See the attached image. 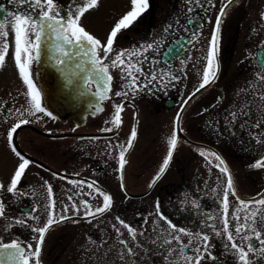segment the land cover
Returning a JSON list of instances; mask_svg holds the SVG:
<instances>
[{
	"label": "flooded vegetation",
	"instance_id": "flooded-vegetation-1",
	"mask_svg": "<svg viewBox=\"0 0 264 264\" xmlns=\"http://www.w3.org/2000/svg\"><path fill=\"white\" fill-rule=\"evenodd\" d=\"M81 2L82 0H55L54 12L58 11L60 17L75 15ZM226 2L227 0H199V3L197 0H149L148 9L130 27L118 33L113 55L104 60L111 81L110 91L103 100L93 95L96 92V81L93 79L86 82V77L92 75V70L87 64V57L80 56L77 49L64 45L73 55L65 57L63 64H57L54 59L58 54L55 51L57 42L51 40L41 52L40 59L33 60L31 64V76L37 80L42 78L44 82H65L62 87L65 88L63 94L62 91L56 93L46 90L49 94L45 96L64 97L69 112L85 113L80 119H67L66 126L69 130L81 132L80 126L85 128L98 120L104 121L111 105V94L117 92H128V95L123 96L117 103L124 105L121 121L124 120V124L129 125L131 131L141 125L144 131L152 132L158 126L160 118L174 113V133L176 116L182 109V135L178 137L168 167L160 179L150 187L169 151V145L165 154L156 152L147 156L144 170L147 173L146 183L142 191L133 194L135 197L126 194L125 189L128 193L130 191L124 178L122 188L120 173L123 177L124 168L122 171L118 170L119 160L116 164L106 165L99 155L101 149L95 145H77L72 148L74 153H85L88 158L85 160L79 157L70 161L71 170L65 173L77 176L74 180L87 187L95 181L96 186L104 193L111 196L115 190H119L133 200L130 217L135 239L131 237L128 244L132 250L131 254L125 246L123 250L117 246L121 251H116L113 261L106 260L104 253H97L98 264H194L199 255L203 256L200 264H239L238 254L231 247L227 232L224 231L223 195L227 187V176L220 172L216 166L219 161L211 153L219 154L223 159L234 182L235 196L229 190L227 216L228 231L233 233L236 242L245 245L249 241L235 234V227L242 224L243 220L233 217H244L251 211L261 209L262 214L258 219L264 221V206L252 203L264 198V167L253 166L264 159V79L261 78L264 75V0H234L226 9L219 36L218 78L203 90L196 92L202 81L205 57L215 22ZM111 5L115 12L121 14L118 21L131 10V0H111L110 5L105 7L106 10ZM0 6L5 11L0 23L9 19V11L32 12L33 15H38L27 4L21 3V0H0ZM86 19L87 11L79 21L84 29ZM169 25L172 27L169 28ZM7 30H10L8 42L12 45L10 23ZM110 31L106 30L99 39L102 43L106 41ZM147 44H151L152 48H142ZM133 48L137 51V56L132 57L133 62L142 72L133 73L137 76L136 86L129 88L130 78H127L121 67H113L111 60L116 52ZM98 52L102 57L103 52ZM52 75L55 76L54 79ZM194 92L196 95L193 96ZM121 125L122 122L119 130ZM152 137L157 140V136ZM134 142L135 140L130 151ZM8 145L13 152L12 141ZM17 145L25 152L23 145ZM88 152L91 154L88 155ZM201 152L205 155H201ZM29 161L31 166H27L18 184L17 194L9 193L8 186L0 178V184L4 185V189L0 190V202H3L5 209L4 214L0 216V243L9 244L15 241L26 247L35 242L36 247V233L33 234L32 226H35L37 221L32 217H38L41 225L42 210L44 214L48 212L46 216L49 214V205H54L51 210L58 215L59 210L67 205V202H64L67 192H64L61 205L57 196L58 188L49 181L46 183L33 167L48 171ZM134 163L132 167L135 176L140 171L137 167L139 162ZM2 165L1 157L0 167ZM115 173L118 185L112 188L116 181ZM49 185L52 188V197H49L47 191ZM45 194L48 196V202L44 198ZM142 199L144 204L137 205V201ZM240 201L245 203L241 204ZM108 210L90 219L96 220ZM25 216H28V220ZM17 220H25L26 223L19 224L16 223ZM169 222L175 225L176 229L185 231L173 230ZM59 224L52 225L45 235L40 256L41 264L45 253L48 254L45 258L53 261L62 254L71 257L72 249L68 251V242L67 245H62L68 237L62 236L63 233L51 238L48 252L44 250L49 232ZM259 226L264 228V223ZM203 235L208 236L209 247L206 251L203 249ZM175 237H179L184 244L179 243ZM250 242L259 247L255 239ZM197 248L201 249L200 253L195 251ZM189 257L193 259L190 261ZM253 259L255 264H264L259 255Z\"/></svg>",
	"mask_w": 264,
	"mask_h": 264
},
{
	"label": "rangeland",
	"instance_id": "rangeland-1",
	"mask_svg": "<svg viewBox=\"0 0 264 264\" xmlns=\"http://www.w3.org/2000/svg\"><path fill=\"white\" fill-rule=\"evenodd\" d=\"M110 1L111 0H99L97 7L87 11L85 30L97 39H100L106 33V30H112L117 23L119 16H121V14L115 12L112 5L106 10L105 7L110 5ZM13 56L14 47L12 44L9 47L5 64L0 68V156L3 161V165L0 167V178L7 186L10 185V180L19 163H21L20 158L10 150L8 145V135L15 124L20 123L22 119H27L29 121V123H27L28 125L34 126L46 133L61 134V132L69 130L67 127L68 124L47 115L45 112H36L34 115L28 114L29 98L26 95L27 86L19 75ZM30 78L36 85L37 89L41 91L37 79L32 77L31 73ZM111 96V105L105 114L104 121H102V119L100 121L98 120L91 126L86 125L85 128L80 126L79 130H82L81 132L90 131L105 133L109 131H103V129L110 128L111 131L115 129L116 126L107 123V121L114 114L113 106L123 97V95L117 96L116 93H112ZM21 113H23V115H21ZM174 116L175 114L172 113L166 117L160 118L158 126L155 127V130L152 132H149L148 130L144 131V128L141 125L137 127L134 146L126 159L123 172L124 182L128 186L130 193L138 194L144 189L147 174L146 171H144L146 157L156 152L165 154L168 147V140L173 135ZM130 134V126L125 125L124 120H122L120 130L113 136L48 138L40 136L33 130L25 127L17 133L16 141L18 144L23 145L22 147L24 151L32 157L56 170L68 172L71 170L70 161L77 160L79 157H82L85 160L88 158L85 153H74L72 151L74 146H98L101 149L99 155L102 161L110 166L117 163L119 152L121 151L119 146H127ZM150 135L157 136V140H154ZM90 154L91 152H88V155ZM134 162H139L137 167L138 171H140L135 176L133 174L134 168L132 167V163L135 165ZM28 166H31V164L29 163ZM33 168L35 172L42 176V179L46 182H51L58 188L57 196L61 205L64 198V192H67L64 198V202H67V205L59 210L60 214L58 215L86 216L88 208L84 206L85 201L88 202L93 211L96 207L101 206L103 202L102 196L87 187L85 184H82L80 181L41 171V169H37L35 166ZM115 178L116 181L114 180L115 184L112 188H116L118 185L117 173H115ZM89 193H92V195H89ZM69 197L72 199H69ZM44 198L46 202H48L47 194L44 195ZM111 198V208L100 218H97L96 220H68L62 222L58 227L50 231L47 237L48 243H46L44 250L48 249L49 244L52 242V240L50 241L51 238L56 237L57 234L63 233L62 236L65 235V237H68L65 239L66 242L62 243V245H67L68 242V251H71L72 249V253L71 257H68V254H62L56 261L45 258V256H48V254L46 255L45 253L44 260L42 259V264H98L96 255L97 253L101 255V252L105 254L106 260L113 261L116 251L123 250L124 245L121 244L120 241L126 240L129 244L130 238L133 237L134 230L130 233L127 228L119 223V221H124V223L132 229L130 217L131 204L133 203L132 198L127 197L119 190H115V193L111 195ZM139 203H142L140 205H143L144 199L138 200L137 205H139ZM73 204L79 209L78 214L76 209L72 207ZM66 207L68 209L67 212L64 211ZM142 209L144 210L143 206ZM142 209H140L142 212L141 214H143ZM45 214L42 210L41 226H43L44 221H46L48 217V214L46 216ZM25 219L28 220V216H25ZM33 234H35V232H33ZM141 234L145 236L144 232ZM36 235L37 233L35 234V238ZM142 235H140V237H143ZM32 248L34 250L35 242L32 243ZM84 251L86 252L85 254L83 253ZM108 264L112 263L110 262Z\"/></svg>",
	"mask_w": 264,
	"mask_h": 264
},
{
	"label": "snow or ice",
	"instance_id": "snow-or-ice-1",
	"mask_svg": "<svg viewBox=\"0 0 264 264\" xmlns=\"http://www.w3.org/2000/svg\"><path fill=\"white\" fill-rule=\"evenodd\" d=\"M191 2V0H189ZM234 2V0H227L224 6L221 8L219 15L217 16L214 30L209 41V47L207 51V56L205 57L206 63L202 72V81L199 84L196 92H199L201 89H204L210 83H213L218 78V46H219V36L221 32L222 18L226 16V9ZM21 3L27 4L30 8L33 9V12H37L38 15H33L32 12L23 13V12H11L7 13L9 18L4 23H0V68H2L6 62V57L9 51V42L8 36L9 32L7 30V25L11 24V30L13 35V47H14V62L19 71V75L23 80L24 84L27 86V97L29 98L28 114L34 115L36 112H45L47 115L51 113L46 112L45 107L42 106L41 102V91L37 89L36 85L33 83L30 78V67L33 60H39L41 52L47 47V44L51 40H55V51L58 53L54 59L57 64H63L65 62V57L72 56L73 53L68 51L64 45H67L70 49H77L80 56L87 57V64L90 65L92 70V75L86 77V82H91L93 79L96 81V92L93 93L99 100H103L106 96L109 89V82L111 81V76L108 75V68L104 65V60L109 59L114 53V43L122 30L127 29L135 22L149 7V0H131V10L128 11L112 28L106 41L102 43L99 39L88 33L84 27L80 24V19L84 13L92 8L98 6L99 0H82L80 6L77 8L75 15L67 14L66 17H60L58 11L54 12L55 9V0H21ZM199 3V0H197ZM3 9H0L2 12ZM172 26L169 25V28ZM167 31V29H166ZM145 50L147 48H152L151 44L142 46ZM98 50L103 52V56L99 54ZM137 56V51L135 48L131 50H120L115 53L114 59L111 60L113 67H121L126 73L127 78H130L129 88L135 87L137 82V76L133 73H141L142 69L136 66V63L133 62L132 57ZM264 79V75L261 77ZM155 79V76H153ZM163 79V77L161 78ZM196 92L193 93V96L196 95ZM117 96H127L128 92H117ZM110 98V97H109ZM191 99V97H189ZM114 114L107 121L109 124L114 126H119L121 124V112L123 111L124 105L122 103H117L113 106ZM99 111V109H97ZM23 115V113H21ZM179 114L177 116V123H179ZM29 121L27 119H22L20 123L15 124L8 135L9 142L12 141L13 134L17 132V129L21 127L22 124H27ZM103 131H111L110 128L103 129ZM136 130L132 129L130 138L128 140L127 146L120 145L121 151L119 152V171H122L125 161V152L127 148L132 146V141L136 138ZM177 134L174 132L173 135L168 140L169 151L163 161V164L160 167L159 173L156 177L153 178V181L150 183V187L155 183L156 180H159L161 174L168 167L169 161L172 158L173 151L177 146ZM13 152L20 158L21 163H19L17 169L15 170L11 180L10 185L7 188V191L12 194H17L18 184L29 165L30 161L25 159L19 152L16 151L15 146L12 148ZM201 155H205L204 152H201ZM215 156L216 160L219 161V164L216 165L219 167L221 173L227 176V187L223 195V208L225 213L224 218V231L227 232V239L231 243V247L236 250L238 254L239 264H255L253 259L259 255L260 259L264 260V228H261L259 225L264 223V221L259 220L258 217L262 214L261 209L256 211L249 212L248 215L244 217L235 216L233 219L243 220V223L235 227V234L241 236L242 239L249 241L245 245H241L236 242L232 232L228 231L229 222H228V210H229V190L231 194L235 196L234 191V182L232 176L219 154L211 153ZM223 165V167H221ZM256 168L264 167V159L256 162L254 165ZM47 183V182H46ZM89 188H94V191L98 193L103 198L101 206L96 207L95 210H92V207L88 204L87 201L84 202V206L88 208L86 216H95L96 214L103 213L111 207V196L107 193H104L102 189L96 186L95 181L88 185ZM123 188V186H122ZM4 189V185L0 184V190ZM49 197H52V188L49 185L47 188ZM92 195V193H89ZM69 199H72L69 197ZM241 204H244V201H240ZM252 203L264 206V198L259 200H254ZM72 207L76 209L77 214L79 209L76 208V205L73 204ZM54 208V205H49V214L46 219V222L41 226L39 224L38 217H32L36 220L37 223L35 226H32V231L37 233L36 237V247L33 250L32 245L28 244L26 247H22L17 242L13 241L9 244L0 243V264H41L40 256L42 252V246L45 240V235L49 231L53 223H60L65 219H69L67 216L57 215L51 209ZM159 208V204H157ZM67 207L64 209L67 212ZM4 205L3 202H0V216L4 214ZM239 211V209H237ZM31 215V214H29ZM119 219V218H118ZM16 223L25 224V220H17ZM128 231L131 233L132 229L124 223V221H119ZM170 227L173 230H178L184 232L183 229H176L175 225H172L170 222ZM251 233V235H249ZM219 234V233H218ZM133 239H135V234L133 233ZM175 239L184 244L179 237ZM203 249L206 251L209 247L207 241L208 236L203 235ZM255 239L259 247L255 244H252L250 241ZM121 244L125 246L128 253L131 254L132 250L128 247L126 240H121ZM197 253L201 252L200 248L195 249ZM190 261L193 259L188 258ZM202 255H199L195 258L194 264H200ZM214 259V257H213Z\"/></svg>",
	"mask_w": 264,
	"mask_h": 264
},
{
	"label": "water",
	"instance_id": "water-1",
	"mask_svg": "<svg viewBox=\"0 0 264 264\" xmlns=\"http://www.w3.org/2000/svg\"><path fill=\"white\" fill-rule=\"evenodd\" d=\"M0 9H3V7L0 6ZM4 14H5V11L3 9V11L0 12V22L2 21V19L4 17ZM52 78L54 79L55 76L53 77V75H52ZM63 78H65V75L64 74H63ZM37 81H38V83L40 85L41 92L44 95H48L49 94V93H46L45 92L46 90L47 91H50V92H56V93L62 91V94L65 91L64 90L65 88H62L63 85H64V83H65L64 81L63 82L62 81L61 82H58L57 80H54L52 82H44L42 78H39ZM207 86H209V85H207ZM201 90H203V89H201ZM55 97H57V96H55ZM55 97H53V96H50V97L45 96L44 97V102H45L47 108L51 111V113L54 114L56 117H58L61 121H66L69 117L72 118V119H75V120L76 119H80L85 114V113H82V112H74V111L73 112H69L68 111V107H67V105L65 103L64 97H57V98H55ZM187 101H189V99ZM187 101H186V103H187ZM181 113H182V109L178 113L179 114V117L181 116ZM178 114H177V116H178ZM177 116H176V120H175V133L177 134V137H180V135H182L181 134V131H180V119H179V123H177L176 122L177 121ZM24 127H29L33 131L37 132L38 134L43 135V136H46V137H51V138H61V137H68V136H76V137H84V136H113V135L117 134V132L119 130V126H118L115 130H113L111 132H105V133H96V132L95 133L94 132H92V133H84V132H73V131H71V132H68V133L51 134V133L42 132V131L38 130L37 128H35L34 126H30V125L23 124V125H21V127L19 129H17V131H19L20 129H22ZM14 135H13V144H14L17 152H19L20 154H22L26 158H28L31 161H33L34 163L42 166L43 168H45L46 170H48L49 172H51V173H53L55 175L62 176V177H68V178H75V179L78 178L75 175L62 173V172L56 171V170H54L52 168H49L48 166H46L45 164L39 162L38 160H36L35 158L31 157L30 155L24 153L16 145ZM132 143H133V141H132ZM130 148H127V150L125 152V157L129 153ZM120 177H121V185L124 188L123 177H122V174L121 173H120ZM125 192L130 197H135L136 196V195H133V194L128 193L126 191V189H125ZM101 214L102 213L96 214L95 216H84V217L70 216L69 219H65L62 222L67 221V220H71V219L93 218V217H97V216H99ZM54 224H59V223H53V225Z\"/></svg>",
	"mask_w": 264,
	"mask_h": 264
}]
</instances>
